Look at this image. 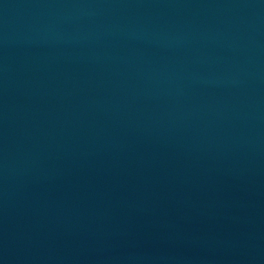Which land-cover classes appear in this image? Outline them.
<instances>
[{"label":"water","instance_id":"water-1","mask_svg":"<svg viewBox=\"0 0 264 264\" xmlns=\"http://www.w3.org/2000/svg\"><path fill=\"white\" fill-rule=\"evenodd\" d=\"M0 264H264V0H0Z\"/></svg>","mask_w":264,"mask_h":264}]
</instances>
